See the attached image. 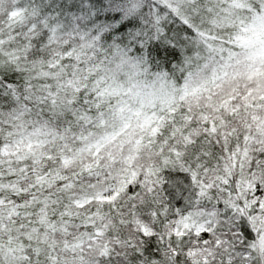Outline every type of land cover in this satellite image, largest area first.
Here are the masks:
<instances>
[{
  "label": "snow or ice",
  "instance_id": "snow-or-ice-1",
  "mask_svg": "<svg viewBox=\"0 0 264 264\" xmlns=\"http://www.w3.org/2000/svg\"><path fill=\"white\" fill-rule=\"evenodd\" d=\"M198 10L197 0H0V133L86 131L125 69L183 77ZM160 115L155 165L111 180L112 199L86 206L107 215L57 243L39 240L31 166L13 165L0 141V264H264V146L203 110Z\"/></svg>",
  "mask_w": 264,
  "mask_h": 264
},
{
  "label": "trees",
  "instance_id": "trees-1",
  "mask_svg": "<svg viewBox=\"0 0 264 264\" xmlns=\"http://www.w3.org/2000/svg\"><path fill=\"white\" fill-rule=\"evenodd\" d=\"M197 3L198 14L190 17L196 34L186 44L183 77L179 72L155 74L148 67L130 75L125 69L102 88L104 118L89 117L86 131L25 125L0 133V141H10L2 149L5 156L13 165L31 166L39 185L33 207L35 201L43 205L36 211L42 243L64 240L76 223L91 227L92 217L100 220L107 213L86 206L99 209L112 199L104 195L111 180L123 181L142 166L155 165L161 112L203 110L231 127L233 135L243 132L250 148L257 140L264 146V12L252 10L250 0ZM25 128L28 134L21 135ZM31 188L13 183L9 190ZM32 236L36 239V233Z\"/></svg>",
  "mask_w": 264,
  "mask_h": 264
},
{
  "label": "rangeland",
  "instance_id": "rangeland-1",
  "mask_svg": "<svg viewBox=\"0 0 264 264\" xmlns=\"http://www.w3.org/2000/svg\"><path fill=\"white\" fill-rule=\"evenodd\" d=\"M39 141V140H38Z\"/></svg>",
  "mask_w": 264,
  "mask_h": 264
}]
</instances>
